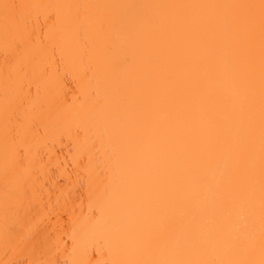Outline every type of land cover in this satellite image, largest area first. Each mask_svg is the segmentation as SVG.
I'll use <instances>...</instances> for the list:
<instances>
[{"label": "bare ground", "instance_id": "obj_1", "mask_svg": "<svg viewBox=\"0 0 264 264\" xmlns=\"http://www.w3.org/2000/svg\"><path fill=\"white\" fill-rule=\"evenodd\" d=\"M0 264H264V0H0Z\"/></svg>", "mask_w": 264, "mask_h": 264}]
</instances>
